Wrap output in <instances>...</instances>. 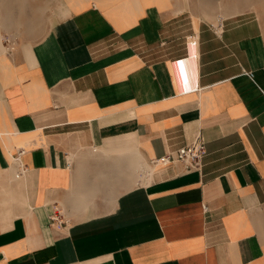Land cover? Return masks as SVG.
<instances>
[{
	"label": "crops",
	"instance_id": "obj_1",
	"mask_svg": "<svg viewBox=\"0 0 264 264\" xmlns=\"http://www.w3.org/2000/svg\"><path fill=\"white\" fill-rule=\"evenodd\" d=\"M59 7L0 52V264H264V10Z\"/></svg>",
	"mask_w": 264,
	"mask_h": 264
},
{
	"label": "rangeland",
	"instance_id": "obj_2",
	"mask_svg": "<svg viewBox=\"0 0 264 264\" xmlns=\"http://www.w3.org/2000/svg\"><path fill=\"white\" fill-rule=\"evenodd\" d=\"M59 2L60 0H0V20L7 10L10 12L11 21L13 20L10 26L2 29L4 52L6 53L10 47L14 48L20 40L24 41L26 32L31 33L32 26L35 28L36 22L40 23V31L33 42L43 38L61 17ZM166 2L169 6L167 9L179 12L187 8L196 16L208 20L209 18L205 16L209 14L222 13L223 16H227L253 7L264 10V0H166ZM9 39L12 41V46Z\"/></svg>",
	"mask_w": 264,
	"mask_h": 264
},
{
	"label": "built area",
	"instance_id": "obj_3",
	"mask_svg": "<svg viewBox=\"0 0 264 264\" xmlns=\"http://www.w3.org/2000/svg\"><path fill=\"white\" fill-rule=\"evenodd\" d=\"M206 154L205 141L202 135L199 133L196 135L195 140L177 151L176 157L173 155H165L156 160V165H168L174 162H181L186 172H193L200 170L202 160ZM54 222L58 221V217H52Z\"/></svg>",
	"mask_w": 264,
	"mask_h": 264
},
{
	"label": "bare ground",
	"instance_id": "obj_4",
	"mask_svg": "<svg viewBox=\"0 0 264 264\" xmlns=\"http://www.w3.org/2000/svg\"><path fill=\"white\" fill-rule=\"evenodd\" d=\"M2 21V22H1ZM13 22V20L11 21V16H10V12L9 10H7L4 14H3V17L2 19L0 20V52L3 51L4 49V46H3V43H2V35H1V31L3 28H6L8 26H10V24ZM1 23H3V25H1ZM34 27L32 26V30H31V33H34ZM9 42H10V46H12V41L9 39ZM13 50L14 48H9L8 50Z\"/></svg>",
	"mask_w": 264,
	"mask_h": 264
}]
</instances>
